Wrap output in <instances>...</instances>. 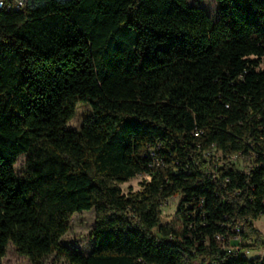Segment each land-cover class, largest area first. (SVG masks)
I'll use <instances>...</instances> for the list:
<instances>
[{
    "label": "trees",
    "instance_id": "1",
    "mask_svg": "<svg viewBox=\"0 0 264 264\" xmlns=\"http://www.w3.org/2000/svg\"><path fill=\"white\" fill-rule=\"evenodd\" d=\"M215 3L0 0V264H261L240 252L264 246V0ZM91 209L84 255L61 240Z\"/></svg>",
    "mask_w": 264,
    "mask_h": 264
},
{
    "label": "rangeland",
    "instance_id": "2",
    "mask_svg": "<svg viewBox=\"0 0 264 264\" xmlns=\"http://www.w3.org/2000/svg\"><path fill=\"white\" fill-rule=\"evenodd\" d=\"M188 4L200 7L211 20L216 19V3L215 0H188ZM89 113L88 106L78 104L76 106L73 118L66 124V129L77 130L86 114ZM25 161V156H20L15 165V172L18 175ZM241 168H245V164L241 163ZM144 179L142 176H137L128 182L121 184L120 189L124 194L128 191H136L139 189L140 182ZM179 197L168 199L162 204L160 223L161 225H175L177 222L175 216V208ZM94 211H82L75 213L70 220V228L61 240V244L70 249H76L80 253L87 255L92 247V240L89 238V233L93 227ZM250 258V255L244 254ZM1 264H31L28 259L20 256L12 244H8L5 256L1 260ZM42 264H65L64 260L57 258L54 255L43 259ZM197 264V263H196Z\"/></svg>",
    "mask_w": 264,
    "mask_h": 264
},
{
    "label": "built area",
    "instance_id": "3",
    "mask_svg": "<svg viewBox=\"0 0 264 264\" xmlns=\"http://www.w3.org/2000/svg\"><path fill=\"white\" fill-rule=\"evenodd\" d=\"M209 155H211L217 162V164L220 166L222 165V162L224 161L225 158L221 156L220 152H217L214 146L210 149ZM226 162L229 164H233L236 168L239 170H246L248 164L243 161V159L239 155H232V156H226ZM245 164V168H241V163ZM157 166V164H156ZM238 232V230H235ZM216 240L220 242L222 249L228 253H233L235 252L238 248L235 246V244L243 243V244H250L251 241L246 240L242 241L239 235L231 236V237H221V236H216ZM255 252H257V255L255 256ZM240 254H248L250 255V258L252 257H258L259 262L261 264H264V246L260 248L257 251H252V250H245L243 252H240Z\"/></svg>",
    "mask_w": 264,
    "mask_h": 264
},
{
    "label": "crops",
    "instance_id": "4",
    "mask_svg": "<svg viewBox=\"0 0 264 264\" xmlns=\"http://www.w3.org/2000/svg\"><path fill=\"white\" fill-rule=\"evenodd\" d=\"M254 226L261 233L262 238H264V215L254 222ZM254 255L256 256L257 252Z\"/></svg>",
    "mask_w": 264,
    "mask_h": 264
},
{
    "label": "bare ground",
    "instance_id": "5",
    "mask_svg": "<svg viewBox=\"0 0 264 264\" xmlns=\"http://www.w3.org/2000/svg\"><path fill=\"white\" fill-rule=\"evenodd\" d=\"M246 255H248V254H246Z\"/></svg>",
    "mask_w": 264,
    "mask_h": 264
}]
</instances>
